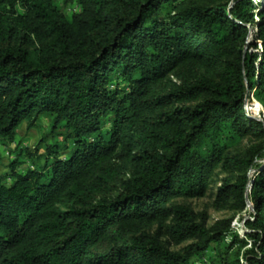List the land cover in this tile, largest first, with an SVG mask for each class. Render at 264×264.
I'll return each mask as SVG.
<instances>
[{"label": "trees", "instance_id": "trees-1", "mask_svg": "<svg viewBox=\"0 0 264 264\" xmlns=\"http://www.w3.org/2000/svg\"><path fill=\"white\" fill-rule=\"evenodd\" d=\"M250 93L264 107V0H0V144L17 149L0 264H264ZM41 119L34 150L16 141ZM220 137L253 142L228 156ZM220 164L218 207L243 212L249 186L245 238L234 216L207 227L171 203L203 197Z\"/></svg>", "mask_w": 264, "mask_h": 264}, {"label": "rangeland", "instance_id": "rangeland-1", "mask_svg": "<svg viewBox=\"0 0 264 264\" xmlns=\"http://www.w3.org/2000/svg\"><path fill=\"white\" fill-rule=\"evenodd\" d=\"M197 2L199 4H210L215 0H191V2ZM62 4V2H61ZM75 4L72 2L68 6L63 5V12L66 14H71L74 12ZM250 33H249V40H252V32L254 31V26L249 25ZM246 113L250 116L257 118L259 120L264 119V107L262 104L254 98L252 93H250V97L248 102L246 103ZM48 121L46 119H41L37 122V124L31 128L27 127L26 123H23L18 129V135L16 141L19 143L21 142L22 146H30L32 150H34L37 142L43 135V133L47 130ZM253 139L249 137H244L239 140H228L225 138L220 137L217 141L220 146H223V150L228 156H233L234 154L242 152L246 147H248L253 141ZM11 145V146H10ZM12 150L14 153L17 150L15 148V143L9 144L8 146L0 144V177L8 172L7 165L10 163V159L12 156ZM30 162H27V166ZM259 163H264L259 162ZM258 163V164H259ZM229 170H227L223 165L213 169L212 173L209 176V188L207 189L206 194L203 197L197 198H175L171 201L173 204L184 205L192 209L197 215V221L205 223L207 227L212 226L217 220L226 219L234 216L233 221V230L237 232L242 238H245V228H244V221L249 219L252 215V209L247 205V209L243 212L234 213V211L230 210L229 208L224 209L218 207L215 204V200L217 199L218 188L223 184L224 179L231 177ZM258 171L256 168H253L249 172V176L251 178L256 177ZM248 194H249V186H248ZM251 202V201H250ZM157 226L154 225L149 228L150 232H155ZM230 235L227 236L229 239ZM188 242L182 243L181 245H173L171 246L172 249L178 250L181 247L185 246ZM212 253H207L206 257L204 258V264H208L207 260ZM193 264H203L200 261L196 262L193 261Z\"/></svg>", "mask_w": 264, "mask_h": 264}, {"label": "water", "instance_id": "water-1", "mask_svg": "<svg viewBox=\"0 0 264 264\" xmlns=\"http://www.w3.org/2000/svg\"><path fill=\"white\" fill-rule=\"evenodd\" d=\"M246 200H247V205H249V207L253 210V204L248 199V194H246Z\"/></svg>", "mask_w": 264, "mask_h": 264}, {"label": "built area", "instance_id": "built-area-1", "mask_svg": "<svg viewBox=\"0 0 264 264\" xmlns=\"http://www.w3.org/2000/svg\"><path fill=\"white\" fill-rule=\"evenodd\" d=\"M77 7H78V5H76V4H75L74 11H76V10H77Z\"/></svg>", "mask_w": 264, "mask_h": 264}]
</instances>
